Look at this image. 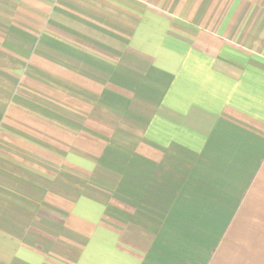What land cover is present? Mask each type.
<instances>
[{"label":"crops","instance_id":"crops-1","mask_svg":"<svg viewBox=\"0 0 264 264\" xmlns=\"http://www.w3.org/2000/svg\"><path fill=\"white\" fill-rule=\"evenodd\" d=\"M0 264H264V0H0Z\"/></svg>","mask_w":264,"mask_h":264}]
</instances>
